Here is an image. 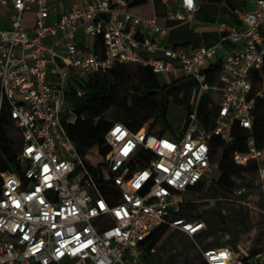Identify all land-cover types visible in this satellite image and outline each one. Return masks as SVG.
Segmentation results:
<instances>
[{
	"label": "built area",
	"instance_id": "1",
	"mask_svg": "<svg viewBox=\"0 0 264 264\" xmlns=\"http://www.w3.org/2000/svg\"><path fill=\"white\" fill-rule=\"evenodd\" d=\"M246 1L252 8L219 23L214 44L190 47L167 44L169 28L156 12L139 14L129 0H68L66 7L62 0H0L10 9L8 26L0 27V109L7 107L21 138L17 168L0 172V264H146L140 241L160 225L188 235L207 264H245L228 244L200 246L195 236L204 220L173 211L182 192L216 178L213 140L231 143L235 127L249 135L234 162H254L264 173V148L251 133L256 97L264 96V0ZM196 10V0H178L165 18L185 22ZM26 11L33 13L31 25L24 23ZM217 60L216 80L209 82L207 70ZM119 64L171 80L191 77L187 116L180 130L166 133L149 131L148 123L133 130L111 122L108 151L94 175L67 133L77 115L66 94L73 75ZM249 261L264 264V253Z\"/></svg>",
	"mask_w": 264,
	"mask_h": 264
},
{
	"label": "trees",
	"instance_id": "2",
	"mask_svg": "<svg viewBox=\"0 0 264 264\" xmlns=\"http://www.w3.org/2000/svg\"><path fill=\"white\" fill-rule=\"evenodd\" d=\"M225 3L231 11L240 7V0H225ZM161 5V0H155L153 4L148 0H129L130 8L143 15H152L154 11H158ZM134 65H136L135 77L132 78L125 74V70L129 69L130 65L119 64L107 72L93 73L85 78L73 75L69 82L66 105L76 113L77 119L67 123L65 127L84 163L94 175L103 166L108 151L104 134L111 122H122L133 130H138L145 123H148V130L150 131L153 130L155 122L160 119L165 127L159 133H166L168 132L165 129L168 125L166 111L170 99L183 102L186 106L185 117L187 116V101L194 84L191 77L181 76L172 79L170 82H164L150 68ZM219 67L220 60L210 65L207 70L209 82L216 80ZM78 90L81 91V94H78ZM209 101L210 96L206 94L202 99L199 111V116L203 120L209 117L206 108ZM111 108L117 109L116 120L104 116ZM253 113L251 133L256 146L264 148V96L256 97ZM12 125L15 131L13 134L9 132ZM234 135V140L228 144H223L217 138L213 140V154L219 148L221 153L218 157V173L212 183L226 191L232 190L237 178L257 170V165L254 162L244 166L234 162L233 153L246 150V138L249 131L235 127ZM20 144V134L9 117L7 107L3 106L0 109V172L13 171L17 168L16 157ZM97 179L101 181L100 178ZM201 189V186L194 187V191ZM219 216L222 215L219 214ZM168 227V225H160L144 240L140 241L143 247L142 258L146 264H148L151 249L165 234ZM229 245L235 249L232 244ZM235 252L242 256L245 264H259L249 261L250 257L257 255V249H253L247 255L241 253L238 248ZM196 264L207 263L201 259Z\"/></svg>",
	"mask_w": 264,
	"mask_h": 264
},
{
	"label": "rangeland",
	"instance_id": "3",
	"mask_svg": "<svg viewBox=\"0 0 264 264\" xmlns=\"http://www.w3.org/2000/svg\"><path fill=\"white\" fill-rule=\"evenodd\" d=\"M171 6L172 0H166ZM200 11L209 14L219 10L218 0H201ZM172 8V7H170ZM239 15L242 11L239 10ZM24 23L32 24L33 13L24 12ZM179 21L171 20L168 24ZM172 27L169 43L180 42V28ZM207 38V37H206ZM206 41V39H204ZM130 65L125 70L129 78L135 77L136 65ZM182 73H179L181 75ZM160 80L170 82L169 75L163 72L157 73ZM186 106L183 102L169 100L166 121L167 131H178L183 127L185 121ZM118 115L116 108H111L104 116L116 120ZM157 129H156V128ZM162 120L158 119L153 126V131L158 132L164 128ZM9 132L15 133L13 125ZM221 149H217L215 156L219 157ZM264 167V163H262ZM211 176H217L211 173ZM213 182V181H212ZM211 184V183H210ZM203 187L199 191L186 190L181 193L182 202L178 211H173V216L200 217L205 222V228L195 236L196 241L202 247L221 246L228 244L226 232L231 228L238 231L237 239H230V243L235 247L234 251L246 250V247L258 248L264 245V173L255 171L235 180V186L231 191H226L218 187L215 183ZM242 189L237 193L236 189ZM221 214L222 216H219ZM244 240H247L246 242ZM229 245V244H228ZM201 254L195 242L186 234L174 227H168L165 234L159 239L151 249L148 257V264H196L201 260Z\"/></svg>",
	"mask_w": 264,
	"mask_h": 264
},
{
	"label": "crops",
	"instance_id": "4",
	"mask_svg": "<svg viewBox=\"0 0 264 264\" xmlns=\"http://www.w3.org/2000/svg\"><path fill=\"white\" fill-rule=\"evenodd\" d=\"M64 3V6L66 7L68 5V0H62ZM197 1V10L195 11L193 18L191 20L185 21V22H177L173 24H168V21H171L170 19L165 18L166 11L168 9H176L178 6V0H172L171 6H169L168 2L166 0H161V6L159 7L156 14L160 18V22L167 26L169 28L168 35L166 36L165 42L167 44L169 43L170 36H171V29L172 27L176 26L180 28V42L176 43H185L186 45L190 47H197V46H207L214 44L220 37V32L218 30V24L225 21H237L240 17L239 10L244 11L245 9H251V4L246 0H240V7L234 11H231L226 6L225 0H218L219 2V10L215 11L209 14L202 13L200 11L201 9V0ZM172 7V8H170ZM9 7H2L0 6V27H7L9 24ZM175 27V28H176ZM207 37V38H206ZM206 39V41L204 40ZM173 43V44H176ZM156 128V127H155ZM154 128V129H155ZM153 129V130H154ZM157 129V128H156ZM159 132V131H158ZM157 132V133H158ZM238 231L234 232L231 228L228 229V232H226V238L228 239L229 244H234L236 242H229L230 239L234 238L238 240L237 242H240L239 239H237ZM245 242L247 240H244ZM258 248H252V247H246V250L240 249V252L244 255H247L250 251L253 249H257L258 253L261 254L264 253V245ZM254 257H250L252 259Z\"/></svg>",
	"mask_w": 264,
	"mask_h": 264
},
{
	"label": "clouds",
	"instance_id": "5",
	"mask_svg": "<svg viewBox=\"0 0 264 264\" xmlns=\"http://www.w3.org/2000/svg\"><path fill=\"white\" fill-rule=\"evenodd\" d=\"M186 2H190V0H186Z\"/></svg>",
	"mask_w": 264,
	"mask_h": 264
}]
</instances>
